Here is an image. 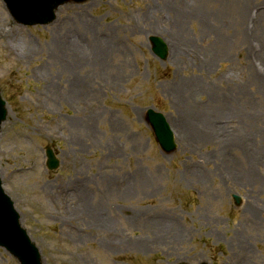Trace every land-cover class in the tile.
<instances>
[{
  "label": "rangeland",
  "instance_id": "374dc122",
  "mask_svg": "<svg viewBox=\"0 0 264 264\" xmlns=\"http://www.w3.org/2000/svg\"><path fill=\"white\" fill-rule=\"evenodd\" d=\"M152 37L179 60L158 59ZM261 41L264 0H88L36 27L0 0V176L44 264H264ZM188 86L193 105L233 112L217 142L194 117L191 137L182 128ZM151 108L175 152L157 143ZM0 264L19 263L0 248Z\"/></svg>",
  "mask_w": 264,
  "mask_h": 264
},
{
  "label": "water",
  "instance_id": "95a60500",
  "mask_svg": "<svg viewBox=\"0 0 264 264\" xmlns=\"http://www.w3.org/2000/svg\"><path fill=\"white\" fill-rule=\"evenodd\" d=\"M87 0H4L13 18L22 25H49L56 20V10L69 2L84 3ZM153 52L165 60L168 50L163 41L153 37ZM6 102L0 93V131L7 118ZM147 119L151 124L157 141L166 153L176 149L172 130L163 114L149 110ZM48 167L56 170L60 166L59 160L51 149H48ZM236 204L240 198L234 196ZM0 246L15 256L21 264H44L40 249L31 240L28 231L21 223V215L15 204L3 189L0 177ZM207 264V263H202Z\"/></svg>",
  "mask_w": 264,
  "mask_h": 264
},
{
  "label": "bare ground",
  "instance_id": "6f19581e",
  "mask_svg": "<svg viewBox=\"0 0 264 264\" xmlns=\"http://www.w3.org/2000/svg\"><path fill=\"white\" fill-rule=\"evenodd\" d=\"M176 45L177 44H174V46H173L170 43L169 53L171 54V52L173 51L174 58L179 60V57L181 56V54H180V50L178 49V47ZM107 50H108V45L107 44L103 45V47H102L103 56H105ZM250 51H251V48H250L249 52ZM253 51L256 52L255 53L256 56L264 59V42L261 41V49L259 51H257L256 49H253ZM217 61H218V59L214 58V62L209 66H213ZM258 76L262 78V79H259L260 81H264V76H260L259 73H258ZM183 95L187 99V105H188V113H187V115L185 114V116L183 117L184 120L182 123V128L185 130V133L188 134L189 137H191V130L189 128L190 127L194 128V127L191 126L188 123V121L190 122V118L194 117L193 120L198 121L200 127L202 124V125L207 126V128L211 129L210 134L212 135V142H217V141H215V140H217L215 138L219 139V138L224 137L225 129H226V126L224 125V121H226L228 119L227 118L218 119V116L229 114V115H232V119H234L233 118L234 117L233 112L228 107H226L224 104L222 105L221 101H219L217 106H214L215 111L211 110V107L203 108V106H201V105H196V106L193 105V102H192L193 95L191 92H189V86L185 89V92ZM220 120H222V121H220ZM244 121L245 120H242V124H244ZM186 138H188V137H186ZM226 142L233 145V147H237V146L241 145V141L240 142L236 141L234 138V135L228 136ZM167 237H169V236H167Z\"/></svg>",
  "mask_w": 264,
  "mask_h": 264
}]
</instances>
